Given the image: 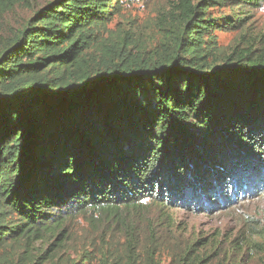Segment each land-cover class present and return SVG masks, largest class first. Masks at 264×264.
Masks as SVG:
<instances>
[{
	"label": "trees",
	"instance_id": "1",
	"mask_svg": "<svg viewBox=\"0 0 264 264\" xmlns=\"http://www.w3.org/2000/svg\"><path fill=\"white\" fill-rule=\"evenodd\" d=\"M120 1L53 0L0 42V264H82L58 256L78 215L121 229L128 264H142L146 223L161 264L172 210L264 197V52L206 49L213 28L244 22L211 7L264 0H181L137 53L127 34H100ZM33 5L0 0V15ZM179 255L195 264V242Z\"/></svg>",
	"mask_w": 264,
	"mask_h": 264
},
{
	"label": "rangeland",
	"instance_id": "2",
	"mask_svg": "<svg viewBox=\"0 0 264 264\" xmlns=\"http://www.w3.org/2000/svg\"><path fill=\"white\" fill-rule=\"evenodd\" d=\"M53 0H34L33 7L18 6L0 15V42L13 34ZM181 0H122L114 13L100 26V34L115 39L127 34L128 48L137 53L139 47L153 48L163 40L173 21L174 11ZM198 3L200 0H193ZM211 17L225 20L241 18L239 27L222 30L213 28L212 38L207 39V51L216 57L253 48L264 52V2L260 6L227 3L211 7ZM169 228L160 227L155 262L178 264L179 253L186 245L195 242V264H264V197L253 198L239 206L215 213L175 209ZM92 221V222H91ZM75 216L68 222L69 237L58 256L82 264H113L115 258L107 256V250L120 259L116 264H128L126 237L112 224H100L93 218ZM140 232V261L151 264V247L146 223ZM145 228V229H144ZM48 241L38 242L41 252L50 246ZM22 251V250H19ZM87 251L86 259L81 254ZM115 254V257H116ZM178 256V257H177ZM203 258H205L203 260ZM203 260V261H202ZM45 264H49L46 262Z\"/></svg>",
	"mask_w": 264,
	"mask_h": 264
}]
</instances>
